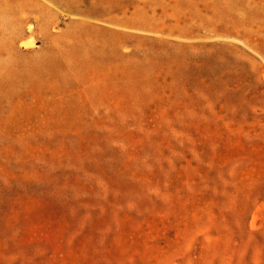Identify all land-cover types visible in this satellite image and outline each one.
Masks as SVG:
<instances>
[{"label": "rangeland", "instance_id": "374dc122", "mask_svg": "<svg viewBox=\"0 0 264 264\" xmlns=\"http://www.w3.org/2000/svg\"><path fill=\"white\" fill-rule=\"evenodd\" d=\"M0 264H264V0H0Z\"/></svg>", "mask_w": 264, "mask_h": 264}, {"label": "bare ground", "instance_id": "6f19581e", "mask_svg": "<svg viewBox=\"0 0 264 264\" xmlns=\"http://www.w3.org/2000/svg\"><path fill=\"white\" fill-rule=\"evenodd\" d=\"M32 42H28V45H31Z\"/></svg>", "mask_w": 264, "mask_h": 264}]
</instances>
